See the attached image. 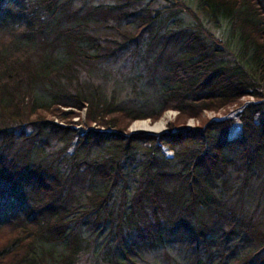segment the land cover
Wrapping results in <instances>:
<instances>
[{
    "label": "trees",
    "instance_id": "1",
    "mask_svg": "<svg viewBox=\"0 0 264 264\" xmlns=\"http://www.w3.org/2000/svg\"><path fill=\"white\" fill-rule=\"evenodd\" d=\"M175 239L264 264V0H0V264Z\"/></svg>",
    "mask_w": 264,
    "mask_h": 264
},
{
    "label": "rangeland",
    "instance_id": "2",
    "mask_svg": "<svg viewBox=\"0 0 264 264\" xmlns=\"http://www.w3.org/2000/svg\"><path fill=\"white\" fill-rule=\"evenodd\" d=\"M252 101L251 98H248V100H244V103ZM227 113H224V111H221L219 113H208L204 114V119L209 120V119H216L219 120L220 118L224 117H236V114L238 112L237 107H231L227 110ZM176 113L175 112H166L159 120L162 118L166 117V126L165 129L159 134L155 136H160L162 133H164L167 130V127L169 124H171L175 118H176ZM78 118H75L74 120L77 121ZM82 121H84V113L81 115ZM158 120V121H159ZM142 121H147L151 123L149 120H141V121H135L129 126V131L131 130L130 127L133 124L140 123ZM57 122V120H55ZM157 122V121H156ZM155 123V122H154ZM151 123V124H154ZM60 125H65L62 122H59ZM197 122H194L192 120H187L185 123V126L193 127L196 125ZM68 126V125H67ZM77 129L81 128V125L76 126ZM131 132V131H130ZM133 133H143V134H148L146 132H140V131H132ZM151 134V133H149ZM170 155V153H168ZM231 243V242H229ZM231 245V244H230ZM240 245H244V249L246 250L248 248V245L245 242L240 243ZM235 250V248H234ZM242 248H238L235 252L234 255H239L241 254ZM188 253L186 252L184 246L181 244L180 240L175 239L171 244H166L164 246H159L155 249H149L146 251H142L138 256L133 257V261L135 264H190V258L188 257ZM232 256V255H231ZM202 259L206 261L205 255H202ZM219 260V257L216 256L213 261L210 264H217V261ZM231 258L228 260L225 259L224 263L228 264L230 262ZM207 262V261H206ZM223 263V264H224Z\"/></svg>",
    "mask_w": 264,
    "mask_h": 264
},
{
    "label": "bare ground",
    "instance_id": "3",
    "mask_svg": "<svg viewBox=\"0 0 264 264\" xmlns=\"http://www.w3.org/2000/svg\"><path fill=\"white\" fill-rule=\"evenodd\" d=\"M166 123V117L155 122L154 124H151L147 121H142L140 123L133 124L130 127V131H140L159 135L165 129Z\"/></svg>",
    "mask_w": 264,
    "mask_h": 264
},
{
    "label": "water",
    "instance_id": "4",
    "mask_svg": "<svg viewBox=\"0 0 264 264\" xmlns=\"http://www.w3.org/2000/svg\"><path fill=\"white\" fill-rule=\"evenodd\" d=\"M131 133H133V132L131 131ZM146 135H151V136H155L154 134H149V133H148V134H146Z\"/></svg>",
    "mask_w": 264,
    "mask_h": 264
}]
</instances>
